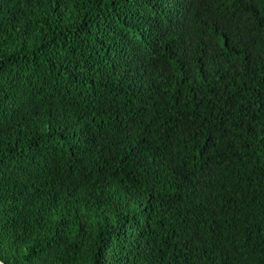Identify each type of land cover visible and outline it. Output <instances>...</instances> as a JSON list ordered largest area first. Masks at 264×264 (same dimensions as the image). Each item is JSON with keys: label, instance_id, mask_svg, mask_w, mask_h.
<instances>
[{"label": "trees", "instance_id": "trees-1", "mask_svg": "<svg viewBox=\"0 0 264 264\" xmlns=\"http://www.w3.org/2000/svg\"><path fill=\"white\" fill-rule=\"evenodd\" d=\"M0 260L264 264V0H0Z\"/></svg>", "mask_w": 264, "mask_h": 264}, {"label": "water", "instance_id": "water-1", "mask_svg": "<svg viewBox=\"0 0 264 264\" xmlns=\"http://www.w3.org/2000/svg\"><path fill=\"white\" fill-rule=\"evenodd\" d=\"M0 264H5V263H3V262L0 260Z\"/></svg>", "mask_w": 264, "mask_h": 264}]
</instances>
